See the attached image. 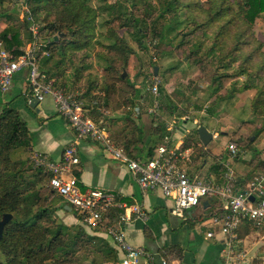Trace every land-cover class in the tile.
Wrapping results in <instances>:
<instances>
[{
	"label": "trees",
	"instance_id": "trees-1",
	"mask_svg": "<svg viewBox=\"0 0 264 264\" xmlns=\"http://www.w3.org/2000/svg\"><path fill=\"white\" fill-rule=\"evenodd\" d=\"M99 1L98 6L90 5L89 0L25 1L42 24L40 33L49 38L45 47L39 49L48 52L42 56L41 71L49 78L55 75V86L65 93L74 95L82 102L88 99L89 103L84 110L97 125L105 126L103 120L106 121L107 115L103 107L107 105V101L102 100L107 92L109 95L117 91L116 80L127 81L122 75V69L127 65V55L134 50L125 33L140 48H146L143 41L149 34L161 41L165 33L175 31L173 37L181 36L179 47L186 46L190 38H196L190 44L186 57L192 58L202 68L206 66L209 69V78L216 91L222 87L226 78L232 80V90L255 88L252 108L261 116L260 127L255 129V135L264 130V45L255 36L253 29L255 20L264 13V0H206V7L202 5V0H115L113 3L108 0ZM100 14L106 16L102 23L106 25L105 33H98L96 30V19ZM0 17L5 21V26L0 30V42L8 52L17 57L22 53L23 45L28 42L22 34L25 24L19 21L17 13L12 10L0 12ZM181 24L192 27L182 33L178 29ZM118 28H124V33H118ZM100 34L109 40L107 44L100 42L106 48L105 53H95L101 60L97 66L105 77V84L101 87L102 94L92 93V89L97 87V77L94 75L90 86L76 95L70 91L71 87L84 74H91L87 70L92 66V43L98 42L96 36ZM188 34L190 37L186 39ZM55 35H58L57 39L54 38ZM205 41H209L206 46ZM53 58H56L54 66L44 69V65ZM117 59L120 69L115 65ZM63 62L71 68L68 77L64 74L67 67L60 68ZM153 73L154 71L151 72ZM241 74L245 75V80L237 87L234 80ZM136 93L137 90L134 89L133 96ZM130 101L135 105L133 100ZM128 115L125 112L122 117H111L107 123L115 124L119 122V118L128 120ZM100 117H103L102 121ZM197 127L192 129L195 136L185 138L183 148L198 144L203 146ZM156 128L159 129L160 142L164 134H170L166 126L162 129L158 124ZM107 130L114 144L132 156L131 149L141 137V128L126 121L119 132L112 128ZM248 141H252L250 137ZM236 144L237 158L241 144ZM29 145L30 131L26 121L16 109L3 106L0 112V217L4 213H10L12 217L4 225L0 237V264H73L78 261H87V264H119L118 252L103 239L89 235L81 225L68 226L52 218L53 210L58 207L44 205L42 192L48 188L45 184H38L42 180L40 177L31 179L26 175L25 161L12 158L13 151ZM152 148L154 146L151 145L149 150ZM151 155L152 152L147 158ZM38 174L41 172L38 171ZM237 183L244 182L237 179ZM48 191L50 195L54 192L52 189ZM214 201L216 209L207 217L219 211V201ZM258 227L261 228L246 220L236 233H240L241 229L248 231Z\"/></svg>",
	"mask_w": 264,
	"mask_h": 264
},
{
	"label": "built area",
	"instance_id": "built-area-1",
	"mask_svg": "<svg viewBox=\"0 0 264 264\" xmlns=\"http://www.w3.org/2000/svg\"><path fill=\"white\" fill-rule=\"evenodd\" d=\"M25 17L30 22L32 36L26 49L14 57L0 42V92H7L12 86L15 73L25 68L31 97L38 102L50 97L57 112L73 131V137L59 161H53L38 151H34L29 158L34 168L43 169L49 174L50 188L65 199L85 225H99L114 201L113 196L102 189H81L75 171L80 163L78 148L83 141L99 143L111 158L124 163L142 191L158 189L165 197L171 198L173 215L183 218L187 210L201 205L204 199H217L219 211L203 222L207 237H213L216 228L224 235L235 237L236 230L246 220L257 226L264 224V172L256 173L251 180L242 186L238 185L233 168L238 152L235 142H228L225 152L218 156L222 169V181L219 183L189 176L184 164L189 160L191 149L183 148L182 143L173 138L174 121L166 122V130L170 134L163 135L161 142L153 148L151 157L141 160L126 154L114 144L108 130L97 125L86 114L82 101L56 87L54 80L41 71L38 50L45 47V43L38 41V27L26 2L23 3L22 13V18ZM40 53L41 56L48 54L43 49ZM147 91L152 99L147 112L154 114L159 109L161 98L160 78L157 75H152L148 81ZM135 111H139L138 106ZM146 218L147 214L142 207L133 204L124 206L117 213L115 222L106 225L107 236L121 253L119 264H148L154 261L155 254L142 245L132 244L125 233L126 223ZM161 261L167 264L166 259Z\"/></svg>",
	"mask_w": 264,
	"mask_h": 264
},
{
	"label": "crops",
	"instance_id": "crops-1",
	"mask_svg": "<svg viewBox=\"0 0 264 264\" xmlns=\"http://www.w3.org/2000/svg\"><path fill=\"white\" fill-rule=\"evenodd\" d=\"M4 26L5 21L0 20V30ZM22 34H25L23 30ZM5 105L19 112L30 131V145L14 151L15 155L14 157L12 155V158L25 161L28 166L31 165L29 156L34 151H38L46 154L53 161H59L64 148L73 137V131L57 112L50 97L41 102H33L25 68L15 73L12 86L7 92H0V112ZM139 121L142 134L132 147L131 155L145 160L150 152H153V148L150 151L149 147L151 145L155 147L160 143V133L156 126L160 124L163 129L168 120L165 123L161 120L152 121L151 115L144 113L139 117ZM170 121H174L175 125L172 131L173 138L183 143L188 136L190 125L184 119L180 122L173 119ZM119 126L116 127L119 128L118 132L123 128V125ZM204 126L210 131L206 125ZM226 144L216 151H212L206 145L203 154L209 150L207 153L210 155L205 158L200 156L196 147H190L189 160L184 164L189 176L221 182L222 169L218 166V156L225 152ZM78 152L80 163L76 167L75 174L79 179L80 187L102 189L110 193L114 201L99 225L81 226L89 235L103 239L118 252L119 258L121 253L107 236L105 228L106 225L115 222L117 213L122 211L124 206L137 204L146 212L147 218L126 223L125 233L132 244L142 245L155 254L154 261L148 264H163L161 260L165 258L167 264H264V235L253 242H250L249 238L252 231L257 228L248 231L241 229L235 237L224 235L216 228L215 235L207 237L206 225L203 222L209 217L207 215L216 209L215 198L204 199L203 205L187 210L183 218L178 217L171 213L173 206L171 198L165 197L158 189L142 191L128 167L111 158L99 143L83 141ZM35 172H26V175L31 179L37 177L42 179V174ZM237 178L244 183L247 181L242 173L238 174ZM40 183L46 184L47 180L43 178L38 184ZM244 183L238 185L242 186ZM57 207L59 208V205ZM56 212L60 213V218L66 225L80 222V216L65 201L62 203V209Z\"/></svg>",
	"mask_w": 264,
	"mask_h": 264
},
{
	"label": "rangeland",
	"instance_id": "rangeland-1",
	"mask_svg": "<svg viewBox=\"0 0 264 264\" xmlns=\"http://www.w3.org/2000/svg\"><path fill=\"white\" fill-rule=\"evenodd\" d=\"M108 1L113 3L115 0ZM0 2V12L12 10L17 13L19 21H23L25 24V28L23 29V33L25 34L23 36L27 38L29 42L32 37L29 30L30 22L26 17L22 18L23 3L25 2L23 0H0ZM99 2V0H89V4L92 6H98L100 4ZM202 5L204 7L207 6L206 0H202ZM29 10L31 12V9ZM31 13L38 27V41L40 43L48 42L49 38L44 37L39 31L42 24L38 21L37 14ZM19 15H21V18H19ZM105 17V14H100L96 19V30L98 33L106 32V25L102 24ZM0 20L4 21V18L0 17ZM191 27V25L184 26V24H181L178 29H181L182 33H186ZM253 29L255 36L263 42L264 45V13L255 20ZM117 30L118 33H124V28H118ZM174 33L175 31L169 34L165 33L161 41H157L149 34L143 41L146 48H140L135 40L125 33V36L134 50L132 54L127 55V65L122 69L125 73L124 78H126L127 81L116 80L117 91L111 92L109 95L107 92V96L102 100L107 101V105L103 107L107 117L106 121L102 119L103 117H100V121L103 120L106 129L112 128L113 131L118 132L117 130L119 128L116 127H120L119 125H123L124 127L126 121H131L132 126L138 125L140 127L139 117L144 113L151 115L152 121L161 120L163 123H165L166 120L170 121L173 119L180 122L184 119V121L188 122L190 125L188 136H195L192 129L195 128V126L197 127V125L204 124L214 135L216 134L207 144L212 151L218 150L220 146L230 141L241 144V146L239 145L240 154L234 159L233 168L235 174L238 175L242 173L246 180H251L256 173L264 172V130L260 134L255 135V129L260 127L261 116H258L252 108V100L256 93L255 88L243 91L232 90V80L226 78L222 87L216 91L214 89L215 86L209 78V69H207L206 66L202 68V65L196 64L192 58L186 57L191 47L190 44L196 38L191 36L193 38H190L191 40L187 42L186 46L179 47L178 43L181 36L177 35L173 37ZM189 37L190 35L188 34L185 38L188 39ZM96 40L98 42H93L91 49L92 56L90 60L92 61V66L87 70L91 74H84L83 78L77 81V84L74 86L70 84V86H72L70 91L76 95L81 94L82 91L90 86L92 79H94V75L97 77V87L92 89V93L98 95L102 94L101 87L105 84V77H103L102 72L97 66L98 61L101 62V60L95 53L99 51L104 52L106 48L103 47L100 42L102 41L107 44L109 40L105 39L102 34L97 35ZM27 43L23 45L22 49H26ZM208 44L209 41H205L204 45L206 46ZM38 53L40 66L42 56L39 50ZM55 62L56 58L50 59L44 65V69H51ZM115 65L120 69L118 66L120 65L118 59ZM234 65L236 66L237 63ZM63 66L67 67L64 74L65 77H68L71 68L64 64V62L60 64V68ZM155 66L157 67L156 75L160 78L161 84V98L159 102L161 109L159 108L158 111L153 114L147 112L152 102L151 96L147 91V85L152 75H154V73L151 74V72H153ZM252 67H254V65ZM219 71H222V69ZM229 71H231V69ZM62 77L59 79L62 80ZM51 78L54 80L56 77L54 75ZM244 80L245 75L241 74L234 81H236L237 87H240ZM130 84L132 86H130ZM134 89L137 90L135 96H133ZM130 100H133L135 105H133ZM88 103V99L84 100L82 102L83 107L85 108ZM136 105L139 107L138 112L135 111ZM125 112L129 114L128 116H130V119L119 118V122L115 124L107 123V120L111 117H122ZM248 137L252 140L251 142L248 141ZM203 146L206 147V145ZM203 146L201 147L198 144L191 147H196V151L201 154L200 156L205 158L209 156L210 153H207L209 152L208 150L206 154H203ZM12 155L14 157V151ZM30 166H32V164L26 166L27 172L36 173L35 171H40L42 179L45 178V181L47 180L45 185L49 190V174L43 169L38 170V168ZM218 166L221 169L219 163ZM32 169H35V171H32ZM48 190L42 192L44 205H50L51 208H55L59 205V208H55V211L53 210L52 218H54L56 222H62L64 224L60 218V213L58 214L56 211L62 209L61 205L65 199L55 191L50 195L51 193ZM79 220V223L70 224L68 226L85 225L81 219ZM262 235H264V224L261 228L258 227L256 230L252 231L249 236L250 242L256 241ZM79 255L77 254V256ZM1 257L2 255L0 254V258ZM73 264H87V261H78Z\"/></svg>",
	"mask_w": 264,
	"mask_h": 264
},
{
	"label": "water",
	"instance_id": "water-1",
	"mask_svg": "<svg viewBox=\"0 0 264 264\" xmlns=\"http://www.w3.org/2000/svg\"><path fill=\"white\" fill-rule=\"evenodd\" d=\"M58 35H55L54 38L57 39ZM154 75L157 74V67L155 66L154 69ZM123 72V76H124ZM33 102H38L35 98H33ZM198 137L203 145H207L213 138V133L209 131L204 125H199L197 127ZM69 208V207H67ZM12 215L10 213H4L2 217L0 218V237L2 236V231L4 225L11 219Z\"/></svg>",
	"mask_w": 264,
	"mask_h": 264
}]
</instances>
